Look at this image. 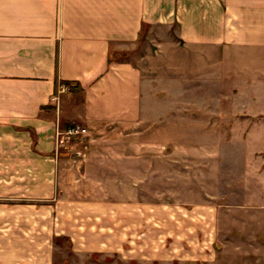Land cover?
Returning a JSON list of instances; mask_svg holds the SVG:
<instances>
[{
	"label": "crops",
	"instance_id": "crops-1",
	"mask_svg": "<svg viewBox=\"0 0 264 264\" xmlns=\"http://www.w3.org/2000/svg\"><path fill=\"white\" fill-rule=\"evenodd\" d=\"M143 24L176 36L118 59ZM240 26L264 36V0H0V264H51L60 237L74 252H199L185 249L199 219L151 194L173 185L165 129L204 120L158 104L157 77L164 97L185 96L171 86L244 44ZM60 122L80 132L58 142Z\"/></svg>",
	"mask_w": 264,
	"mask_h": 264
},
{
	"label": "rangeland",
	"instance_id": "rangeland-1",
	"mask_svg": "<svg viewBox=\"0 0 264 264\" xmlns=\"http://www.w3.org/2000/svg\"><path fill=\"white\" fill-rule=\"evenodd\" d=\"M240 28L244 44L206 57L199 79L171 86L183 87L185 96L164 97L163 77H157L158 104L192 105L204 120L198 127L165 129L171 131L166 150L172 156L173 185L151 194L172 207H187V217L199 219L190 232L197 238L196 248L192 242L185 246L199 252H144L141 256L74 252L71 242L60 237L55 240L59 248L50 252L51 264H264V42H260L264 36ZM148 31L116 57L139 63L141 57L161 49L163 39L176 36V27L170 33L159 26ZM72 104L80 106L78 92L71 96ZM73 124L80 128V123ZM57 127L63 129L62 123L55 135ZM163 130L155 129L156 133ZM141 131L148 132L149 139L156 137L153 129ZM60 137L56 135L58 142L64 140ZM184 181L189 183L186 188Z\"/></svg>",
	"mask_w": 264,
	"mask_h": 264
},
{
	"label": "built area",
	"instance_id": "built-area-1",
	"mask_svg": "<svg viewBox=\"0 0 264 264\" xmlns=\"http://www.w3.org/2000/svg\"><path fill=\"white\" fill-rule=\"evenodd\" d=\"M66 89H68V85L61 83L60 87L58 89V93H61L62 91L66 90ZM79 132H80V128H78V127H68V128H63V129H60L57 127L56 135L59 137L60 136L63 137V139L64 138L69 139V138H71V136H76Z\"/></svg>",
	"mask_w": 264,
	"mask_h": 264
},
{
	"label": "trees",
	"instance_id": "trees-1",
	"mask_svg": "<svg viewBox=\"0 0 264 264\" xmlns=\"http://www.w3.org/2000/svg\"><path fill=\"white\" fill-rule=\"evenodd\" d=\"M146 29H147V25H145V24H143V26H142V28H141V32H140V34H139V38H138V40H140L141 39V37L143 36L142 34L146 31ZM137 40V41H138ZM62 83H64V84H69V82H62Z\"/></svg>",
	"mask_w": 264,
	"mask_h": 264
}]
</instances>
